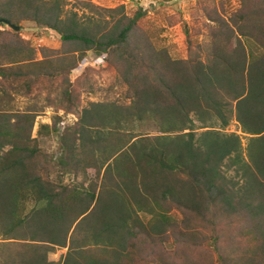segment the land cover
Returning <instances> with one entry per match:
<instances>
[{
	"label": "trees",
	"instance_id": "obj_1",
	"mask_svg": "<svg viewBox=\"0 0 264 264\" xmlns=\"http://www.w3.org/2000/svg\"><path fill=\"white\" fill-rule=\"evenodd\" d=\"M238 1L228 20L209 16L195 47L184 29L181 58L139 15L89 28L64 18L62 0H0V18L55 33L79 60L103 55L128 100L91 103L60 133L59 115L40 124L37 136L58 135V155L31 137L36 111L0 109V231L15 240L0 264H264V0ZM8 33L0 30V102H10L7 89L28 95L41 75L60 74L63 110L75 109V63L24 70L15 64L24 46ZM232 118L248 135L244 148L224 131ZM170 243L193 255L170 260L157 249Z\"/></svg>",
	"mask_w": 264,
	"mask_h": 264
},
{
	"label": "rangeland",
	"instance_id": "obj_2",
	"mask_svg": "<svg viewBox=\"0 0 264 264\" xmlns=\"http://www.w3.org/2000/svg\"><path fill=\"white\" fill-rule=\"evenodd\" d=\"M91 4L97 11L88 7ZM64 18L72 17L81 26L94 28L97 24L104 25L112 23V16L116 18L123 13L128 16L139 15L138 22L146 29L153 32L156 41H160L173 57L184 58L187 56L188 49L185 39L184 29L187 30L190 38L191 47H195L200 43L207 32V26L210 22L209 16L215 14L228 20V17L238 9V0H62ZM121 7L117 13H106L101 11L105 9H117ZM19 29L16 31L19 40L24 46L20 60L16 62L24 70H29L33 74L39 70L52 72L58 67H68L75 63L74 68L68 73L70 81H76L75 91L78 97V106L69 113H65L63 107L65 104L60 100V92L63 88V76L44 75L38 77L32 91L28 95L11 92V100L8 105L0 102V109H10L13 112L36 111L34 123L31 130V137L37 136V129L40 124L51 125L55 121V116L61 118L56 119L55 127L58 133L62 132L68 126H72L82 110L89 107L91 103H102L106 105H114L124 107L128 104V100L123 97L122 85H118L116 81V71L112 66H108L103 55L98 56L94 51L89 50L84 53L81 60L77 58L78 52H74L72 47L63 46L58 35L49 32L46 29L35 27L31 22H20ZM0 30L4 32V36H8V32L13 31L9 26H0ZM6 52V51H5ZM7 61H11V55H14L10 49L7 50ZM11 56V57H10ZM16 59V57H14ZM29 74V78L31 77ZM81 84V85H79ZM9 111V110H8ZM134 130L140 132L147 130L145 123L139 127L137 122H132ZM126 124V128H129ZM201 129H197V132ZM225 132H233L241 138V146L244 148L248 135L240 131L238 122L232 118L224 129ZM151 134H158L149 130ZM40 139V146L44 148L47 154L58 155V135L42 134L37 136ZM87 177L95 180L93 168L86 169ZM81 177H77L78 181ZM65 182H71L72 176L66 175ZM143 221L148 216L142 218ZM70 233V232H69ZM15 241V240H13ZM13 241L5 239L0 231V261L7 253L13 251ZM159 245V244H158ZM10 248L11 250H9ZM161 248L163 250H161ZM183 248V247H182ZM174 244H165L157 249L164 252L165 256L170 260H177L189 253L191 257L193 251L191 249H182ZM64 252V251H63ZM59 250L48 253L47 257L51 261L58 258ZM154 255H157L155 252ZM157 263V258H153Z\"/></svg>",
	"mask_w": 264,
	"mask_h": 264
},
{
	"label": "water",
	"instance_id": "obj_3",
	"mask_svg": "<svg viewBox=\"0 0 264 264\" xmlns=\"http://www.w3.org/2000/svg\"><path fill=\"white\" fill-rule=\"evenodd\" d=\"M0 22L6 24L7 26H9L11 29L17 31L19 29L18 25H14L12 23H10L7 19L4 18H0Z\"/></svg>",
	"mask_w": 264,
	"mask_h": 264
}]
</instances>
